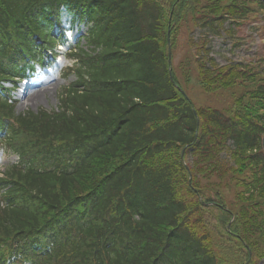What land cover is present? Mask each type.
Here are the masks:
<instances>
[{"label": "trees", "instance_id": "obj_1", "mask_svg": "<svg viewBox=\"0 0 264 264\" xmlns=\"http://www.w3.org/2000/svg\"><path fill=\"white\" fill-rule=\"evenodd\" d=\"M263 8L264 0H0V148L17 154L0 172V264L264 258V68L219 64L208 41L235 40ZM63 9L86 26L85 45L69 49L75 79L56 109L16 113L15 84L64 42ZM182 25L200 31L188 40L200 86L231 90L228 106L197 107L183 89L172 51Z\"/></svg>", "mask_w": 264, "mask_h": 264}, {"label": "rangeland", "instance_id": "obj_2", "mask_svg": "<svg viewBox=\"0 0 264 264\" xmlns=\"http://www.w3.org/2000/svg\"><path fill=\"white\" fill-rule=\"evenodd\" d=\"M82 32L83 26L79 25L78 30L68 33V36H70L68 44H76L77 35ZM199 32L198 29L191 32L189 26L182 25L180 27L176 44L172 50L173 64L178 70V76L183 89L191 98L195 106L211 105L218 108H224L232 102L231 90H218L214 93L205 92L199 84L197 70L193 66V50L189 49L188 40L189 35H191V37L193 36L195 40L198 39L200 35ZM235 34V40H232L225 33L220 36H209L208 41L209 46L211 47L210 55L215 58L219 64H226L230 61L247 63L256 62L254 64H260L264 68V61H261L264 60V8L248 17L243 24L238 27ZM236 41L238 44L234 45ZM81 44L82 42L80 41V45ZM67 48L68 46H65L64 51L67 50ZM69 63H71V60L66 58V54L65 56H60L56 58L55 62L50 67L43 69L38 68L32 79L19 84L13 92L14 100L16 101V113L27 110L36 111L41 107L47 109L56 108L58 105L60 90L63 86L67 85L74 79L73 74L65 76L64 74L62 75V71L60 70L61 66L68 65ZM183 74H186V76L189 77L188 82H185ZM43 81L44 84L39 85ZM46 87H48V89L39 94L37 103L32 100L26 101L21 97L26 91H37L38 89ZM13 159H15L14 155L3 156L0 160V167L8 161L11 162ZM230 196L231 193L229 192L226 199L230 198ZM211 246L214 247L213 242H211ZM257 264H264V258H262Z\"/></svg>", "mask_w": 264, "mask_h": 264}, {"label": "bare ground", "instance_id": "obj_3", "mask_svg": "<svg viewBox=\"0 0 264 264\" xmlns=\"http://www.w3.org/2000/svg\"><path fill=\"white\" fill-rule=\"evenodd\" d=\"M43 84H44V81L42 83H40L39 85H43ZM47 89H48V87L43 88V89H38L37 91L36 90L30 91V92L29 91L28 92L26 91V92H24L23 96H21V97L24 100H26V101L32 100V101H35L37 103L38 102V96H39V94L42 93V92H44Z\"/></svg>", "mask_w": 264, "mask_h": 264}]
</instances>
